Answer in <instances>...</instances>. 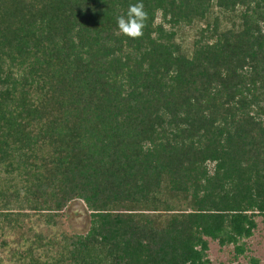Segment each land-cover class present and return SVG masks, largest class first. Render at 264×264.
<instances>
[{
  "label": "trees",
  "instance_id": "obj_1",
  "mask_svg": "<svg viewBox=\"0 0 264 264\" xmlns=\"http://www.w3.org/2000/svg\"><path fill=\"white\" fill-rule=\"evenodd\" d=\"M259 218L264 0H0V264H211Z\"/></svg>",
  "mask_w": 264,
  "mask_h": 264
},
{
  "label": "rangeland",
  "instance_id": "obj_2",
  "mask_svg": "<svg viewBox=\"0 0 264 264\" xmlns=\"http://www.w3.org/2000/svg\"><path fill=\"white\" fill-rule=\"evenodd\" d=\"M201 24L193 27H185L179 31V40L184 48L190 50L192 41L196 36L197 28ZM69 223L75 232L84 233L90 226V215L82 201H74L68 208ZM247 250L244 254H237L233 245L221 247L217 241L210 239V249L208 257L211 264H264V222L258 219V228L254 235L245 240ZM257 260V263H254Z\"/></svg>",
  "mask_w": 264,
  "mask_h": 264
},
{
  "label": "clouds",
  "instance_id": "obj_3",
  "mask_svg": "<svg viewBox=\"0 0 264 264\" xmlns=\"http://www.w3.org/2000/svg\"><path fill=\"white\" fill-rule=\"evenodd\" d=\"M146 13L143 10V3L129 5L126 16L122 15L117 19L119 30L132 38L139 37L142 34Z\"/></svg>",
  "mask_w": 264,
  "mask_h": 264
}]
</instances>
